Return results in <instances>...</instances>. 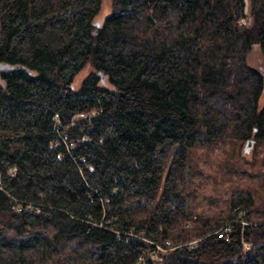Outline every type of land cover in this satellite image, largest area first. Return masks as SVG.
<instances>
[{
  "label": "trees",
  "instance_id": "trees-1",
  "mask_svg": "<svg viewBox=\"0 0 264 264\" xmlns=\"http://www.w3.org/2000/svg\"><path fill=\"white\" fill-rule=\"evenodd\" d=\"M101 6L0 0V264H264V0Z\"/></svg>",
  "mask_w": 264,
  "mask_h": 264
},
{
  "label": "built area",
  "instance_id": "built-area-1",
  "mask_svg": "<svg viewBox=\"0 0 264 264\" xmlns=\"http://www.w3.org/2000/svg\"><path fill=\"white\" fill-rule=\"evenodd\" d=\"M78 114L81 115L83 113L80 112ZM55 119H57V117ZM53 144L55 145L56 141H54ZM14 170H15L14 167L10 168L11 172H14ZM23 206L25 208H30V204L29 203H27L25 205H22L21 203H18L16 205V207L18 209H21ZM114 218H115V215H113V214L112 215H108V216H104V213H102L100 215V220H102L103 222L100 221V224L115 230V228L113 226L109 225L111 223L112 219H114ZM232 226H233V222L232 221H225L221 225H219L218 227L214 228L213 232H215L217 234V236H222V235L227 234V232H229L232 229ZM115 232H116V236H117L118 239H121V236L122 237L125 236V238H126V237H128L130 235H139L137 232L134 231L133 228H128V229L117 228L115 230ZM189 243L193 244L194 240L189 241ZM153 244H154L155 248L152 251H150V254H151L152 257H156L158 249H168V248H171L174 245H177L178 243L174 244L170 239L167 238V239H165L164 244H160L158 242H153ZM249 246H250V242L248 240H243V247L245 249H248ZM144 255H145L144 251H141L138 254V260H142L144 258Z\"/></svg>",
  "mask_w": 264,
  "mask_h": 264
},
{
  "label": "rangeland",
  "instance_id": "rangeland-1",
  "mask_svg": "<svg viewBox=\"0 0 264 264\" xmlns=\"http://www.w3.org/2000/svg\"><path fill=\"white\" fill-rule=\"evenodd\" d=\"M109 8H110V0H102V6H101V9H100L96 19L101 18L105 13H107L109 11ZM250 20H251V16L247 12V10L245 9V15H243L238 20V22H241L242 24H249ZM247 58H248V61L252 65H255V66L259 67L262 70V72L264 73V57H263V55H262V53H261V51L259 49V46L257 44L252 45V48H251L250 52L248 53ZM82 69L76 74V77H75V81L76 82H75V84L79 83V81L81 80L83 74L86 71H88L90 69V67L86 66L83 70ZM249 148H250V146H249ZM208 189H210V187ZM209 194L213 195V197H214V192L212 190L209 191L208 195ZM213 199L214 198H210V200H212V205L220 207L219 205L222 202L220 201L219 203H216V202H214ZM210 200H206L205 201V199H197V201H201V202H199V205L201 204L199 209L204 208V204H205V206H207V204L211 203ZM207 201H209V202H207ZM202 205H203V207H201ZM222 206H223V208H225V204H223ZM224 211L225 210H222L221 212L224 213Z\"/></svg>",
  "mask_w": 264,
  "mask_h": 264
},
{
  "label": "water",
  "instance_id": "water-1",
  "mask_svg": "<svg viewBox=\"0 0 264 264\" xmlns=\"http://www.w3.org/2000/svg\"><path fill=\"white\" fill-rule=\"evenodd\" d=\"M7 67H13V66H9L7 64H0V68H7Z\"/></svg>",
  "mask_w": 264,
  "mask_h": 264
}]
</instances>
